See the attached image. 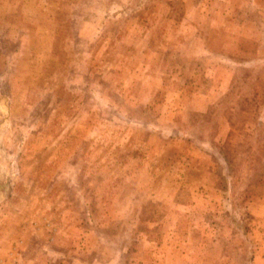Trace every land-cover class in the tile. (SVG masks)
Masks as SVG:
<instances>
[{
	"label": "rangeland",
	"instance_id": "374dc122",
	"mask_svg": "<svg viewBox=\"0 0 264 264\" xmlns=\"http://www.w3.org/2000/svg\"><path fill=\"white\" fill-rule=\"evenodd\" d=\"M0 264H264V0H0Z\"/></svg>",
	"mask_w": 264,
	"mask_h": 264
},
{
	"label": "crops",
	"instance_id": "0c3cea01",
	"mask_svg": "<svg viewBox=\"0 0 264 264\" xmlns=\"http://www.w3.org/2000/svg\"><path fill=\"white\" fill-rule=\"evenodd\" d=\"M18 259H19L18 257H15V262L18 261Z\"/></svg>",
	"mask_w": 264,
	"mask_h": 264
}]
</instances>
